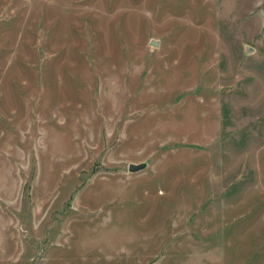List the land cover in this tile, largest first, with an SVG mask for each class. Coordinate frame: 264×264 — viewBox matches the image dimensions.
I'll list each match as a JSON object with an SVG mask.
<instances>
[{
	"label": "rangeland",
	"instance_id": "obj_1",
	"mask_svg": "<svg viewBox=\"0 0 264 264\" xmlns=\"http://www.w3.org/2000/svg\"><path fill=\"white\" fill-rule=\"evenodd\" d=\"M0 264H264V0H0Z\"/></svg>",
	"mask_w": 264,
	"mask_h": 264
},
{
	"label": "water",
	"instance_id": "obj_2",
	"mask_svg": "<svg viewBox=\"0 0 264 264\" xmlns=\"http://www.w3.org/2000/svg\"><path fill=\"white\" fill-rule=\"evenodd\" d=\"M150 43L153 44V45H158L159 42L156 40V39H151L150 40ZM147 165V162L146 161H142V162H130L129 163V169L131 171H137L143 167H145Z\"/></svg>",
	"mask_w": 264,
	"mask_h": 264
}]
</instances>
